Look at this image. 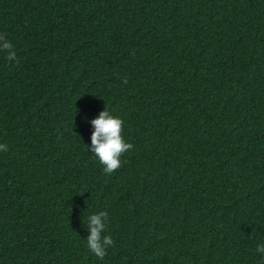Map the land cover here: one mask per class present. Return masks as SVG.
Wrapping results in <instances>:
<instances>
[{
    "label": "trees",
    "instance_id": "1",
    "mask_svg": "<svg viewBox=\"0 0 264 264\" xmlns=\"http://www.w3.org/2000/svg\"><path fill=\"white\" fill-rule=\"evenodd\" d=\"M0 33V264H264V0H0Z\"/></svg>",
    "mask_w": 264,
    "mask_h": 264
},
{
    "label": "clouds",
    "instance_id": "2",
    "mask_svg": "<svg viewBox=\"0 0 264 264\" xmlns=\"http://www.w3.org/2000/svg\"><path fill=\"white\" fill-rule=\"evenodd\" d=\"M0 51L6 54L8 61L19 63L17 51L14 45L6 39L5 34L0 33ZM127 77L123 78V84H127ZM124 119L114 115L106 106L99 115L91 120L94 131L91 134V151L103 165V172L107 175L118 171L122 165V157L133 148L124 137ZM0 151H8L6 144H0ZM108 213L99 211L91 214L87 220L89 235L86 238L88 249L101 260L106 256L109 247L114 245L111 235H104L108 224ZM255 251L264 255V243L257 245Z\"/></svg>",
    "mask_w": 264,
    "mask_h": 264
}]
</instances>
